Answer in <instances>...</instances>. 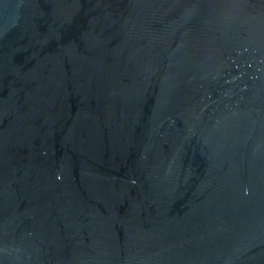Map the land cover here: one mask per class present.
Here are the masks:
<instances>
[{
    "label": "water",
    "instance_id": "95a60500",
    "mask_svg": "<svg viewBox=\"0 0 264 264\" xmlns=\"http://www.w3.org/2000/svg\"><path fill=\"white\" fill-rule=\"evenodd\" d=\"M0 264H264V0H0Z\"/></svg>",
    "mask_w": 264,
    "mask_h": 264
}]
</instances>
